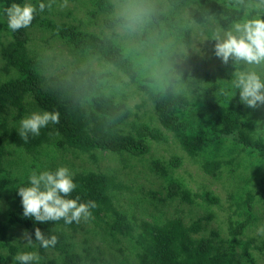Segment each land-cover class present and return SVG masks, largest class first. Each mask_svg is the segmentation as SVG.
I'll return each instance as SVG.
<instances>
[{
	"label": "trees",
	"instance_id": "1",
	"mask_svg": "<svg viewBox=\"0 0 264 264\" xmlns=\"http://www.w3.org/2000/svg\"><path fill=\"white\" fill-rule=\"evenodd\" d=\"M156 2L165 5L154 9ZM13 3L51 8L13 32L5 12ZM245 3L249 8L236 0H0V264H19L15 256L24 251L39 252V264H249L259 236L264 249V234L242 239L264 212V105L247 107L233 84L238 72L264 79V65L219 60L211 73L181 47L189 20L222 36L246 12L257 14L255 0ZM141 7L150 12L135 30L130 16ZM64 12L75 22L54 18ZM35 28L68 46L67 76L53 74L31 47ZM178 56L191 68L176 76ZM44 110L59 111L60 122L25 142L20 120ZM185 160L210 184L226 182L224 202L202 182L199 192L186 186L177 171ZM63 161L77 185L68 198L95 201L91 218L65 224L25 217L18 188L33 171H55ZM157 178L165 196L150 185ZM213 204L227 210L217 214ZM35 228L56 235L57 245L40 247ZM16 230L31 234L35 247L24 235L11 241Z\"/></svg>",
	"mask_w": 264,
	"mask_h": 264
},
{
	"label": "clouds",
	"instance_id": "2",
	"mask_svg": "<svg viewBox=\"0 0 264 264\" xmlns=\"http://www.w3.org/2000/svg\"><path fill=\"white\" fill-rule=\"evenodd\" d=\"M236 2L244 5L246 9L249 8L245 0ZM46 7L50 9L51 3H40L38 8L31 3H13L5 9L8 28L15 32L29 27L38 10L43 12ZM252 7L257 12L255 16L247 18L246 12V18L241 22L234 23L223 36L217 33L213 38L214 54L226 65L230 60L233 63L264 65V0H255ZM149 12L147 8H139L131 14L130 19L135 23ZM131 26L129 24V27ZM233 84L239 90L240 102L247 107L264 105V79L255 70L236 73ZM59 122L60 113L57 110L32 112L20 120L18 134L26 142L29 134L38 136L42 128ZM28 179V186L18 188L25 217L33 218L38 223L63 220L65 224H79L81 220L91 218V210L96 207L95 201L80 202L79 196L75 199L68 198L77 187L73 173L68 167L61 166L55 171L45 170L39 173L33 171ZM258 232L264 234V227L258 229ZM23 235L26 245L35 247L31 234L25 232ZM34 237L44 249L54 248L58 243L56 235L46 236L40 228H35ZM15 260L19 261V264H39L41 257L37 251H24L19 252Z\"/></svg>",
	"mask_w": 264,
	"mask_h": 264
},
{
	"label": "rangeland",
	"instance_id": "3",
	"mask_svg": "<svg viewBox=\"0 0 264 264\" xmlns=\"http://www.w3.org/2000/svg\"><path fill=\"white\" fill-rule=\"evenodd\" d=\"M124 3L125 1L123 2V4ZM161 5L164 6L165 4H159V2H156L154 9L157 7V9L160 10ZM181 15L186 20L187 18H189V15H190L189 10L186 9L184 12H182ZM54 18L59 19L64 22H72V23L75 22L74 15L73 14L67 15V12L62 13L61 15H55ZM140 21L142 20H138L135 23L131 22L132 28L136 30L139 27L137 25L140 23ZM186 24L191 28V35H189L190 39L186 41L187 43L183 42L181 46L183 51L185 53H188L190 51L193 55L197 56L198 64L200 65L202 69H204L205 67L211 73H214L216 70L218 71V64L220 62L219 61L220 59L216 57L214 54V44H215V40L213 39L214 35H210L212 37L211 38L210 36L206 35L202 31L203 27H206V25H199L198 23H194L191 20H189ZM99 27L106 29L107 31H110V29L107 27H101V26ZM114 27L116 28L117 32L119 33L121 32V34L124 32L123 25L118 24ZM35 29H36L35 33L37 35L31 36V40H32L30 44L31 47H33V49H35L39 53L45 55L46 61L51 62L49 64H51V67H52L51 71L53 74L58 75L60 78L67 76L68 73L66 71H68L70 69V66L72 65V63L68 65V62H73L72 61L73 56H72V53L69 51L68 46L63 44V42H60L58 40L59 38H57L56 36H54V38H51V35H48L47 31L44 28H35ZM168 39H171V37ZM82 61L83 63L88 62L84 59H82ZM175 61L178 62L177 67L180 68V69H178L177 67L175 68L174 72L176 76L180 74L181 70L188 71L191 68V65L188 62V59L186 57L178 56L176 57ZM88 63H91V66L95 69L100 68V63H98V60L96 59H91V62H88ZM124 79L128 80L127 78H124ZM127 101H129L130 104H133L135 101H138V98L137 96H135V98L129 97ZM175 149L176 150L174 151L176 152L179 151L178 148H175ZM141 159L143 160L144 158H141ZM74 161L76 163L78 162V160L76 159ZM134 165H136L137 170H142L143 168V166H141L137 161L134 163ZM59 166L60 167L66 166V164H64V161H63L60 163ZM177 171H179L182 174V176L184 177V182L186 186L192 189V191L199 192L200 191L199 182H202L205 185L206 189H210L213 193L219 196V198L221 199V202H224L223 199L227 195L226 188H225L226 182L222 183L216 180L214 183L210 184L208 179L202 178L201 176L195 174V171L197 172L199 170H196L195 165L187 162L186 160L183 162V165L181 167L179 168L177 167ZM200 174L203 175V172L201 171ZM140 175L141 174H139V176ZM160 181L161 180L159 178H157L155 181L151 180L150 185H152V187L154 188H159V190H161L160 192L161 195L165 196L167 194V190H165L160 185ZM196 201H199L200 203H204V204H209V201H207L206 199L200 196L196 198ZM2 202H1V206L3 204ZM211 207L216 211L217 214L222 211L227 210V209L226 210L220 209L214 204ZM259 214H261L259 223H257L255 228L251 227V230H247L245 232V234L242 236L243 241H247L248 237L257 235L259 233L258 229L264 227V216H263L264 212H261V213L259 212ZM213 224L215 225L216 222L215 223L213 222ZM22 236L23 234L22 233L20 234V232L16 230L15 235L11 237V241H14L15 238H18L20 241ZM261 239H262V236H259L255 241L256 246L260 245V249L250 247L253 254H252V260L249 258L250 260L249 264H264V249H263V244L261 242ZM253 243L254 242H251V244Z\"/></svg>",
	"mask_w": 264,
	"mask_h": 264
}]
</instances>
